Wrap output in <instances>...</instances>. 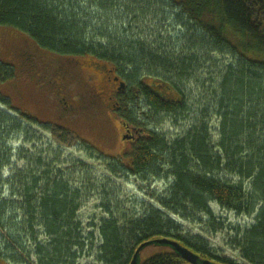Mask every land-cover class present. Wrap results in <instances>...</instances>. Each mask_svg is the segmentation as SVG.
<instances>
[{"label":"trees","instance_id":"trees-1","mask_svg":"<svg viewBox=\"0 0 264 264\" xmlns=\"http://www.w3.org/2000/svg\"><path fill=\"white\" fill-rule=\"evenodd\" d=\"M91 1L101 6L94 8L95 12L104 14L113 9L105 4L118 2ZM149 1L163 9L166 4L173 6L209 38L232 49L240 58L237 69L235 63L230 65L218 87L210 91L203 110L206 120L195 123L172 143L150 130L131 106L140 98L156 114L176 113L186 106L183 91L168 78L159 80L155 75H149L152 77L150 82L141 81L142 67L149 63L152 66L155 60L151 58L147 62L149 59H144L143 49L131 45L124 47L121 39L106 47L90 39L87 31L93 18L87 8L81 11L76 0H0V26L26 34L39 47L53 53L101 61L115 70L121 79L127 68H132L138 79L133 80L132 85L125 82L128 91L115 97L113 107L121 122L130 129H141L142 133L134 137V143L123 153L110 159L134 176L169 165L173 180L162 203L175 213L190 209L212 217V202L238 214H249L258 208L255 222L237 232L241 235L234 239L246 262L264 264V105L261 102L264 98V0ZM12 75V68L0 62V81ZM256 101L260 103L257 107H249ZM0 103L16 112L19 118L38 123L32 116L13 109L9 99L1 93ZM261 106L262 111L258 109ZM258 110L260 114L256 113ZM212 116L219 119V138L215 145L208 130ZM12 122L9 114L0 111V166L10 160L11 147L3 140L9 125L13 126ZM50 173H41L44 174L42 178L49 180V184L41 188L38 177L17 172L16 177L26 179L23 183L20 180L18 189L23 211L27 212L22 220L23 228L27 229L36 246L39 264H74L84 247H90L81 222L76 219L81 204L80 192L86 186L80 184L79 188H69L68 181ZM15 205L10 199H0V264H26L29 257L24 241L9 233L11 220L5 218L4 209ZM36 228L45 230L47 247L36 242ZM177 230L170 218L165 219L155 209H149L144 216L130 222V229L110 218L100 225L98 260L100 264H129L142 243L166 237L210 264H237L232 259L214 255L205 245L182 238ZM93 244L91 241V246ZM150 245L158 247L159 252L140 260L139 264H190L168 245Z\"/></svg>","mask_w":264,"mask_h":264},{"label":"rangeland","instance_id":"rangeland-1","mask_svg":"<svg viewBox=\"0 0 264 264\" xmlns=\"http://www.w3.org/2000/svg\"><path fill=\"white\" fill-rule=\"evenodd\" d=\"M76 1L81 11L87 8L93 18L87 31L90 39H95L104 47L121 39L124 47L131 45L143 49L144 59H149L147 62L151 58L155 60L152 66L149 63L142 67V72H139L141 81L150 82L152 77L149 75H155L159 80L168 78L183 91L186 106L176 113L156 114L140 98L131 106L150 130L172 143L185 135L195 123L206 120L203 110L210 91L218 87L230 65L235 63L236 69L239 65L240 58L232 49L216 43L168 4L163 9L161 5H152L149 0H118L115 5L105 4L113 9L104 14L95 12L94 8L101 7L98 3ZM135 13L137 17L133 16ZM22 53L30 55V63L26 61V54ZM89 60L95 61L87 56L59 55L45 50L26 34L0 26V62L13 70L12 77L0 81V93L9 99L13 109L38 121L27 122L0 103V111L13 119V126L9 125L3 140L11 147V154L10 160L0 166V199H10L16 204L4 209V214L12 223L8 225L9 233L19 236L25 243L29 254L25 263L39 264V257L29 232L23 228L22 220L27 212L23 211L18 189L20 180L23 183L26 179L16 177L18 171L23 176L27 173L29 177H38L41 188L49 184L48 178H42L44 174H41L47 171L68 181L69 188H79L80 184L86 186L80 192L81 204L76 219L81 222L90 247H84L79 258L74 259V264H100L98 247L103 221L116 219L130 229V222L144 216L149 209L157 210L165 219L170 218L177 225L182 238L205 245L216 256L232 259L237 264H249L242 258L235 239L241 235L237 232H242L255 222L258 208L249 214H238L212 202V217L190 209L175 213L162 203L173 180L169 165L134 176L127 174L110 159L130 145L126 141L123 143L119 118L114 111L108 113L98 97L90 105H83V96L88 92L83 93L86 87L80 83L81 78L89 84L95 83L97 69H87L88 72L85 69L80 78L74 75L67 92V101L73 106L71 110H63L57 104L50 84L51 74L54 76L60 69L66 70L69 61ZM59 65H62L61 68L56 69ZM123 76L122 81L128 82L127 85L138 79L130 67ZM261 102L264 105V98ZM258 104V101L255 104L251 102L249 107H257ZM258 109L262 111V106ZM258 119L262 118L258 116ZM218 123L219 119L212 116L208 125L213 145L219 138ZM139 132L142 133V130L139 129ZM235 180L238 181L237 178ZM244 185H248V182H244ZM14 190H17L16 194ZM35 233L38 238L36 242L47 247L45 230L36 228ZM4 237H7L6 233ZM91 241L94 243L92 246ZM156 252H159L158 247L148 245L140 251L139 258L145 260Z\"/></svg>","mask_w":264,"mask_h":264},{"label":"flooded vegetation","instance_id":"flooded-vegetation-1","mask_svg":"<svg viewBox=\"0 0 264 264\" xmlns=\"http://www.w3.org/2000/svg\"><path fill=\"white\" fill-rule=\"evenodd\" d=\"M26 54L25 58L28 63L31 62V57L28 53H22ZM70 65L66 67V70H59L54 76L51 74V79H50V84L52 85L53 89V94L57 98L58 105L63 107V110H71L73 106H71V103H68L67 101V92L70 86L71 81L74 78V75L80 76L82 75L83 71L86 69V72L88 70H93L92 63L94 65H97L99 69L95 71L97 75L95 76L94 80L95 83L89 84L87 81H84L81 78L82 86L86 87L85 91L83 93L88 92L87 95L83 96V105L84 103L86 105H90L92 101L98 97V99L101 101L102 106L105 107L107 112H112L114 111V103L116 102L115 97L119 95L120 93H123L126 91V83L125 87L121 88L120 87V82H122L121 77L117 75L115 70H113L109 65L101 62V61H93L91 62L86 61V62H79V61H69ZM89 62L90 64H88ZM105 65V67H103ZM31 66V65H30ZM62 65H59L56 67V69L61 68ZM88 69V70H87ZM84 77V75H83ZM117 78V79H116ZM78 79V78H77ZM108 87H106V86ZM90 100V101H89ZM75 112V108L73 109ZM120 121V120H119ZM130 130L129 132H127ZM120 135L125 136V135H132V129L129 127H120ZM134 138H128V139H123V143H129V145L134 143ZM128 140V141H127ZM126 141V142H125ZM124 151V150H123ZM122 151V153H123Z\"/></svg>","mask_w":264,"mask_h":264},{"label":"water","instance_id":"water-1","mask_svg":"<svg viewBox=\"0 0 264 264\" xmlns=\"http://www.w3.org/2000/svg\"><path fill=\"white\" fill-rule=\"evenodd\" d=\"M93 66V65H92ZM94 67V66H93ZM95 69H99L98 66L94 67ZM117 79V78H116ZM120 87L124 88L125 87V83L122 81L120 82ZM120 125L125 127L126 124L120 121ZM130 130H128L127 132H129ZM132 131H135V133L133 135H125L122 136V139H128V138H134V136L136 135L141 136L139 134L138 130H135L134 128H132ZM152 243H156L159 245H168L170 246L174 252H176L177 254H179L186 262L190 263V264H210L209 261L206 260H200L199 256L197 254H195L193 251H191L190 249H188L187 247L182 246L180 243H178L177 241L173 240V239H169L166 237H161V238H155L152 239L150 241H146L144 243H142L135 251V253L133 254L129 264H139L140 258V251L152 244Z\"/></svg>","mask_w":264,"mask_h":264}]
</instances>
